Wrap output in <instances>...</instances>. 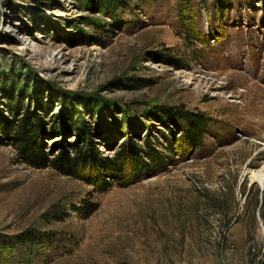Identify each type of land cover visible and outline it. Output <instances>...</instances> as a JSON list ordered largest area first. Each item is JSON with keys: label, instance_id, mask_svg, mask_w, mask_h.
Returning <instances> with one entry per match:
<instances>
[{"label": "rangeland", "instance_id": "obj_1", "mask_svg": "<svg viewBox=\"0 0 264 264\" xmlns=\"http://www.w3.org/2000/svg\"><path fill=\"white\" fill-rule=\"evenodd\" d=\"M262 168L264 0H0V264H264Z\"/></svg>", "mask_w": 264, "mask_h": 264}, {"label": "trees", "instance_id": "obj_2", "mask_svg": "<svg viewBox=\"0 0 264 264\" xmlns=\"http://www.w3.org/2000/svg\"><path fill=\"white\" fill-rule=\"evenodd\" d=\"M20 88L23 89V92H27L28 88L21 85ZM198 124H201V122H197V124L196 122L193 123L189 131L182 132L181 134V136L184 135L183 137L188 135L189 143H191V146L197 145L199 142H201V131ZM75 125L76 124H74L73 122H70L67 123V125L61 127V129H64V131L65 129L66 131H71L75 128ZM43 129L44 125L39 116L34 117L33 121H30L29 119H23L18 124H16L13 129V135L17 141L20 154L25 159V162L31 167H34L36 169H45L52 166L55 169L70 175V173H72L74 170H79L82 168L84 169L85 167H87V165H89L90 167V165L96 164V168L101 173H99V176L101 178L100 184L102 185L100 191H105L110 187V183L105 180V174L103 173L104 170H110V172H107V177L113 179L117 178L116 172H118L119 166L116 162V159L107 160L103 162V165L99 166V164H97L99 163L98 159L96 158V155L94 153L95 151L90 149L86 150L85 148H82L80 152L73 157H70V155L68 154L62 153L60 156L54 158L53 160H50L42 148L41 136L43 133ZM56 131H60L59 128H57ZM144 151L145 150L142 148H135L131 153H133L134 155H140ZM149 157H151L153 162L157 160L153 155H149ZM147 166L148 165L146 163H143L141 174L143 172H146L148 174L149 170ZM146 173H143V175ZM141 174H138L139 179H141L140 177L143 176ZM96 209L97 206H93V209L88 212L90 213L89 215H91V213H93Z\"/></svg>", "mask_w": 264, "mask_h": 264}, {"label": "bare ground", "instance_id": "obj_3", "mask_svg": "<svg viewBox=\"0 0 264 264\" xmlns=\"http://www.w3.org/2000/svg\"><path fill=\"white\" fill-rule=\"evenodd\" d=\"M253 177L258 179V181H262L263 177H264V168H262L261 170H258L257 172L253 173Z\"/></svg>", "mask_w": 264, "mask_h": 264}]
</instances>
